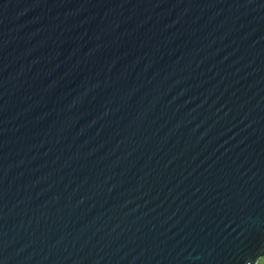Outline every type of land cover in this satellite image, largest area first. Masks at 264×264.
Returning <instances> with one entry per match:
<instances>
[{
	"label": "water",
	"instance_id": "95a60500",
	"mask_svg": "<svg viewBox=\"0 0 264 264\" xmlns=\"http://www.w3.org/2000/svg\"><path fill=\"white\" fill-rule=\"evenodd\" d=\"M0 264H264V0H0Z\"/></svg>",
	"mask_w": 264,
	"mask_h": 264
}]
</instances>
